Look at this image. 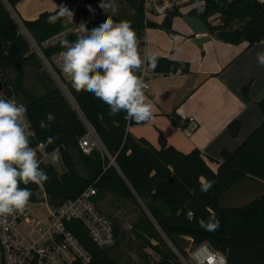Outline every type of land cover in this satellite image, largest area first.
<instances>
[{"label": "trees", "instance_id": "obj_1", "mask_svg": "<svg viewBox=\"0 0 264 264\" xmlns=\"http://www.w3.org/2000/svg\"><path fill=\"white\" fill-rule=\"evenodd\" d=\"M20 1L0 0V71L8 75L11 89L4 97L18 98L26 106L30 130L47 153H51L54 147H59L67 167L60 174L52 164L38 160L40 166L48 171V177L42 185H20L31 190L29 201H36V192L41 187L48 196L49 204L57 205L64 195L75 199L94 186L98 192L96 196L109 191L131 198L145 207H141L134 230L146 237L148 245L159 256L149 262L146 258L147 264H179L175 249L187 255L183 244L186 239H192L196 245L209 243L226 255L228 264H264V196L243 207L220 205L221 197L246 176L264 181V121L237 149L223 150L222 161H217L211 157L206 158L199 149L189 153L182 152L168 145L163 135L159 138L160 147L154 146L145 138H135L128 127L138 122L126 119L123 111L110 115L107 104L95 97L89 89L76 88L71 79L67 81V85L78 109L73 107L57 86H48L42 95L33 93L25 84L26 66L31 59L38 58L35 53L30 52L28 40L19 32V24L11 10ZM124 1L134 13L125 18L116 15L114 19L130 22L132 28L138 31L139 38L147 25L164 28L170 35H175L172 23L180 12H169L160 24L145 22L144 0ZM197 1L201 3L192 8L189 14L205 22L211 32L241 27L243 32L237 42L246 40L249 46H253L264 40V2ZM201 6L205 11L198 13L197 9ZM93 9H97L101 15H108L99 0H83L80 6L82 15L89 14ZM52 14L54 13L44 12L35 20L23 19L25 27L39 43L65 29L63 18L54 23L49 22L48 17ZM74 38L75 35L70 34L65 39L71 41ZM14 42L18 49L16 54L11 53ZM61 49L60 41L45 52L52 56ZM11 69L14 73L12 77L9 76ZM190 69L189 62L165 56H158V62L153 67L158 74L178 71L188 73ZM138 75L141 78L140 70ZM257 105L264 115V97ZM49 112L54 113L55 119L49 127L41 128L40 122L46 121ZM82 115L93 125L116 164L111 163L109 156L98 149L89 154L80 149L79 140L86 132ZM174 122L180 124V119L176 117ZM229 127L236 136L241 125L238 120H234ZM49 135L54 137L51 143L46 142ZM208 160L218 162L217 169ZM209 181L212 182L211 189L207 193L202 192L201 184ZM210 215H215L220 220V227L214 232L205 231L199 224L201 219L207 221ZM66 227L90 252L91 260L87 264H121L110 250L113 246L98 247L81 221H66ZM115 231L118 242L120 229L117 225ZM152 239L156 242L153 243ZM0 264H6L1 243Z\"/></svg>", "mask_w": 264, "mask_h": 264}, {"label": "crops", "instance_id": "obj_2", "mask_svg": "<svg viewBox=\"0 0 264 264\" xmlns=\"http://www.w3.org/2000/svg\"><path fill=\"white\" fill-rule=\"evenodd\" d=\"M65 1L67 6L75 2ZM61 4L63 0H21L14 10L22 19L35 20L44 12L55 13ZM164 18L165 15H155L150 22L160 24ZM63 20L66 22L65 18ZM172 24L173 36L164 28L147 25L139 38L142 57L147 60V53L187 61L191 69L188 73L152 74L150 87L144 91L146 100L154 106L153 118L150 122L129 125L128 130L135 138H145L156 147L161 146L159 138L163 135L168 145L182 152L199 149L206 158L222 161L223 150L237 149L264 121L257 105L264 97V66L257 60L258 53H264V40L253 46L246 40L229 42L189 13L175 16ZM26 117V131L30 136L33 132L27 114ZM176 117L180 124L174 122ZM234 120L241 125L236 136L229 127ZM34 151L38 160L52 164L60 174L67 170L62 156L54 158L42 144ZM208 162L217 169L218 162ZM246 181L257 186V194L264 193L263 180L248 175L239 184ZM111 197V193L105 191L94 198L104 214L111 209L108 205ZM46 206L47 211L43 212L37 202L33 206V217L46 219L49 215ZM109 216L116 225L112 219L114 214ZM24 224L22 221L20 225Z\"/></svg>", "mask_w": 264, "mask_h": 264}, {"label": "clouds", "instance_id": "obj_3", "mask_svg": "<svg viewBox=\"0 0 264 264\" xmlns=\"http://www.w3.org/2000/svg\"><path fill=\"white\" fill-rule=\"evenodd\" d=\"M107 11L98 22L89 25L81 21L73 40L64 39L60 52L61 71L68 74L76 88H87L93 95L109 106V114L124 112L126 119L136 122H150L153 118V104L146 100V85L138 75L144 57L138 50L136 31L126 20H114L118 12L116 0H99ZM110 8V12H109ZM203 13V6L197 9ZM74 11L66 4L58 5V10L49 15L50 23L60 18L73 20ZM152 67L158 62L157 54L145 53ZM257 60L264 66V53H258ZM27 108L10 98L0 95V221L13 214H22L32 192L20 185H42L48 171L40 166L37 154L31 146L26 128ZM55 119L54 113H47L46 121L40 122L47 128ZM53 135L46 142L53 141ZM51 155L59 159V147H54ZM212 182L201 184L200 190L207 193ZM200 227L214 232L220 227V220L210 215L201 219Z\"/></svg>", "mask_w": 264, "mask_h": 264}, {"label": "built area", "instance_id": "obj_4", "mask_svg": "<svg viewBox=\"0 0 264 264\" xmlns=\"http://www.w3.org/2000/svg\"><path fill=\"white\" fill-rule=\"evenodd\" d=\"M258 1L264 2V0ZM65 2L63 0L64 4H66ZM82 3L77 0L72 6L68 5L75 13L73 20L65 18L68 26L42 43H39L25 27L23 20L19 21L14 16L16 21L18 20L19 32L21 24L27 30V37L23 35L28 40L30 52L35 53L37 58L41 60L57 83V87L62 90L76 109H78V105L67 85V81L71 78L68 74L61 71L62 60L59 54L64 49L57 51L52 56H48L45 50L64 40L70 34L76 36L77 27L81 21H86L91 25L104 16L95 9L87 15H82L81 11L77 13L74 8L80 7ZM200 3L201 1L197 0H144L145 22L150 21L152 16H166L171 11H178L180 14L189 13L192 8ZM61 35H64V37L60 38ZM140 72L141 79L146 85L144 90H148L150 87L149 77L155 73L153 67L147 60H144ZM9 89V80L0 71V95L6 96ZM82 117L86 132L79 140L80 149L86 154L98 149L109 156L111 163L116 164L115 158L109 153L93 125L83 115ZM190 119L193 120L192 117ZM97 193V188L91 186L79 197L75 199L69 198L63 205L59 206L49 204L48 196L44 188L41 187L36 192V201H29L22 214H13L8 216L6 220L0 221V243L5 254L6 264H28L30 262L35 264L89 263L91 260L90 252L81 244L72 231L66 227V221L71 220L81 221L98 247L108 248L114 246L117 240L115 223L97 206L94 200ZM40 200H45L46 205L49 207V215L46 219L34 218L32 215L33 206ZM22 221H25L23 226L20 225ZM176 253L179 264H228L226 255L207 242L196 245L191 250L189 258L178 250H176Z\"/></svg>", "mask_w": 264, "mask_h": 264}, {"label": "rangeland", "instance_id": "obj_5", "mask_svg": "<svg viewBox=\"0 0 264 264\" xmlns=\"http://www.w3.org/2000/svg\"><path fill=\"white\" fill-rule=\"evenodd\" d=\"M73 1H77V0H73ZM79 1H81L82 3L83 0H79ZM116 3L118 6V12L116 15L118 17L125 18L126 15L134 13L133 9L124 0H116ZM72 4L73 2L71 1L68 5L72 6ZM79 8L80 7L74 8L77 13H80ZM95 10L97 11V9ZM109 12H110V8H109ZM12 14L19 21L23 20L22 18L19 17V15H17L14 9H12ZM63 23L66 28L68 26L67 20L66 22L64 21ZM20 26H21L20 32L27 37V30L22 24ZM135 31L138 40V50L142 56V45L139 41L138 31L137 30ZM63 37L64 35H61L60 38ZM13 75H14L13 69H11V71L9 72V76L12 77ZM25 84L26 87L31 92L36 93L38 95L44 94L48 86H53V87L58 86L55 80L51 77L50 73L47 71V68L41 62V60L40 59L37 60L36 58L31 59V61H29V63L26 66ZM12 100H15L17 102L20 101L18 98L15 97H13ZM256 190H257V186H253L251 184L249 185V182L246 181L244 182V184L237 185L232 192L228 191L227 193H225L221 197L220 205L222 207H243L247 205L249 202H251V200L264 196V193L257 194ZM109 193H111L112 195L110 202L108 204L111 209H109L108 210L109 212L105 214L107 216L114 214V216L111 217L113 220H115L116 225L120 229L118 235V242L116 240L117 243H115V246H113L110 249L113 256L117 258V260H119L121 264H147V261L145 260L146 258L148 262L150 260L158 259V255L148 245L146 237L144 235L137 234L136 231L134 230V224L136 223V221L138 220L141 214V207L144 206L143 205L140 206L131 198L121 196L117 193H112V192ZM38 203L40 209L43 212H46L47 211V209L45 208L46 201L40 200L38 201ZM167 241L170 243L173 249H175L168 239ZM152 242L155 243L156 241L152 239ZM183 244L187 251V255L185 256L189 258L190 252L196 246V244L193 242L192 239H186V242H184Z\"/></svg>", "mask_w": 264, "mask_h": 264}, {"label": "water", "instance_id": "obj_6", "mask_svg": "<svg viewBox=\"0 0 264 264\" xmlns=\"http://www.w3.org/2000/svg\"><path fill=\"white\" fill-rule=\"evenodd\" d=\"M243 30L241 27H236L233 29H227V30H221L218 32V35L220 38L225 39L229 42L235 43L237 42L238 37L242 34ZM12 54L18 53V49L16 46V43L14 42L11 49ZM11 92V89H10ZM30 140L32 141L31 146L32 147H38L40 145L38 139L34 134L29 136ZM67 200H69V195H64L57 205L61 206L63 205Z\"/></svg>", "mask_w": 264, "mask_h": 264}]
</instances>
